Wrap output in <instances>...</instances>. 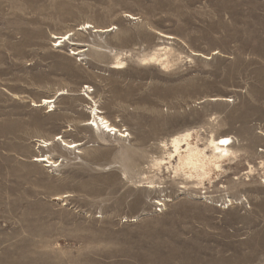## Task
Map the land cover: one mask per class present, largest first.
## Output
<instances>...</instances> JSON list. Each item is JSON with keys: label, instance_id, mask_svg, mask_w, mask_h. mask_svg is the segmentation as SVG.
<instances>
[{"label": "rangeland", "instance_id": "rangeland-1", "mask_svg": "<svg viewBox=\"0 0 264 264\" xmlns=\"http://www.w3.org/2000/svg\"><path fill=\"white\" fill-rule=\"evenodd\" d=\"M187 131L243 151L175 182L154 161ZM0 264H264V0H0Z\"/></svg>", "mask_w": 264, "mask_h": 264}, {"label": "bare ground", "instance_id": "bare-ground-1", "mask_svg": "<svg viewBox=\"0 0 264 264\" xmlns=\"http://www.w3.org/2000/svg\"><path fill=\"white\" fill-rule=\"evenodd\" d=\"M132 20L134 19L131 18ZM94 32H111V29H96L91 24L86 23L82 26L80 29L81 31H87L92 30ZM71 33L65 34V35H55L54 39L56 42L59 41L60 47H65L66 42H68L71 46L76 47H90V45H82L78 43H74L71 40ZM166 38H172L171 36L162 35ZM70 49V48H69ZM72 55L73 56H85V51L83 49H72ZM78 59V58H77ZM146 64L151 63H159L162 65H168L169 62V51L166 48H162L157 50L152 56L145 59L144 61ZM115 67L113 69L120 70L124 67L125 62L120 61V56H116V63L114 64ZM85 87V86H84ZM87 87V86H86ZM90 88V87H88ZM65 93L60 91V94L57 96V99L61 96H64ZM90 100L93 101V98L88 96ZM218 100V99H213ZM56 103V96L53 99H44L41 104H35V108H43L47 107L48 113H54L55 112V106L52 104ZM93 104L95 107H91L90 110V120L87 121V129H97V132H102L104 134L112 133L115 135H119L122 139L129 138V134L126 135V132L122 133L119 131L115 126H113L103 115L104 113L99 110L95 101H93ZM194 133L197 134L195 131H187L183 134L176 135L172 137L169 141L163 140L159 143V147L166 152L167 158L164 159H155L154 161V167L159 170V172L162 171L163 167L167 164H169L166 169L171 170L173 174V180L177 182L179 179H183L185 181H192L196 180L198 185H204L205 181H211L214 176H218L224 171V165L227 163H233L235 162L240 153L243 151V149L236 150L234 142V138L232 136H220L216 137L214 135L211 136V138L206 142V144L203 147H200L198 144L199 142H195L197 137H194ZM58 141H61V146H64V149L68 152H71L72 150H77L81 146L79 143H68L64 140V138H57ZM39 143L43 144L41 147L45 148L50 145L49 141L46 140H39ZM168 161V163H166ZM42 162L48 165L49 168L51 167H57V162H54L51 158V156H42L37 157L36 160H34V163ZM175 162V163H174ZM151 186L146 188H153L155 185L154 182L149 183ZM182 185V183H180ZM181 189H184V186H182ZM163 200H159L158 203L160 206H164V203H162ZM232 202V200H230Z\"/></svg>", "mask_w": 264, "mask_h": 264}]
</instances>
